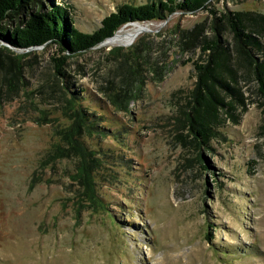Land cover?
<instances>
[{
	"label": "rangeland",
	"instance_id": "rangeland-1",
	"mask_svg": "<svg viewBox=\"0 0 264 264\" xmlns=\"http://www.w3.org/2000/svg\"><path fill=\"white\" fill-rule=\"evenodd\" d=\"M151 1L44 4L67 6L74 26L93 33L123 4ZM210 6L128 22L149 30L74 56L0 39V264H264V96L240 60L264 65V0ZM236 12L253 39L248 55L223 16ZM64 54L61 75L52 58ZM209 61L216 78L197 92L195 63ZM197 93L212 124L204 141L187 119ZM78 98L97 124L81 137L94 153V201L64 141Z\"/></svg>",
	"mask_w": 264,
	"mask_h": 264
},
{
	"label": "trees",
	"instance_id": "trees-1",
	"mask_svg": "<svg viewBox=\"0 0 264 264\" xmlns=\"http://www.w3.org/2000/svg\"><path fill=\"white\" fill-rule=\"evenodd\" d=\"M210 4L211 0H158L142 5L126 3L118 11L106 16L102 20L101 27L96 31L86 33L74 26L67 6H54L50 10L45 7L44 0H0V39L11 41L18 49H27L34 45L50 43L51 45H57L60 53L67 50L74 56L112 37L128 22L163 20L169 14L179 10L192 13L204 10L213 11ZM27 8L30 10L29 13ZM223 16L229 21L231 29L238 40L240 50L248 55L247 48L249 45H252L253 39L246 32V25L243 18H241V13L236 12L234 14H224ZM14 17H20L19 23L14 28H9L5 23ZM216 18L218 21L221 20V18ZM219 42V39L206 41L203 52H213ZM5 49L10 50L7 47ZM118 49L119 51L122 50V48H117V51ZM0 51H3V49H0ZM20 58L21 56L17 57L18 60ZM67 58L65 54L52 58L58 74L63 75ZM240 60L247 64V75H254L259 84V92L264 96V65L254 63L249 55L247 57H240ZM211 64L212 61L206 64L195 63L199 75L197 92L206 83L207 79L210 77L216 78L214 70L211 69ZM206 88L208 93L212 94L211 88L209 86ZM196 96L198 97L196 105L193 106L187 119L196 139L200 138L204 141L211 132L212 124L205 119L203 114H199L200 95L197 93ZM78 97L80 98V96ZM79 98L78 101H68L70 111L73 113V124L66 130L64 141L70 149L75 150L79 155L80 159L76 170V177L84 183L89 201H94L95 182L93 171L90 167V160L94 157V153L93 150L84 144L81 137L84 133L91 134L93 130L96 131L97 124L83 112ZM204 103L207 102L204 100Z\"/></svg>",
	"mask_w": 264,
	"mask_h": 264
},
{
	"label": "bare ground",
	"instance_id": "bare-ground-1",
	"mask_svg": "<svg viewBox=\"0 0 264 264\" xmlns=\"http://www.w3.org/2000/svg\"><path fill=\"white\" fill-rule=\"evenodd\" d=\"M149 28L147 26H141V25H133L132 27H122L120 28L116 34L107 39L106 43L108 44H118V45H129L133 43L136 39V37L142 33L146 32Z\"/></svg>",
	"mask_w": 264,
	"mask_h": 264
},
{
	"label": "water",
	"instance_id": "water-1",
	"mask_svg": "<svg viewBox=\"0 0 264 264\" xmlns=\"http://www.w3.org/2000/svg\"><path fill=\"white\" fill-rule=\"evenodd\" d=\"M211 1H212V0H211ZM148 30H149V29H148ZM115 34H116V33H115ZM115 34H114V35H115ZM114 35H113V36H114ZM113 36H112V37H113ZM109 38H111V37H109ZM109 38H107V39H109ZM107 39H106V40H107ZM106 40H105V41H106ZM105 41H103V42H101V43H104ZM9 49H10V48H9Z\"/></svg>",
	"mask_w": 264,
	"mask_h": 264
}]
</instances>
